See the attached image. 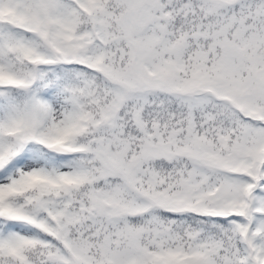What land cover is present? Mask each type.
<instances>
[{"label":"snow or ice","instance_id":"1","mask_svg":"<svg viewBox=\"0 0 264 264\" xmlns=\"http://www.w3.org/2000/svg\"><path fill=\"white\" fill-rule=\"evenodd\" d=\"M0 264H264V0H0Z\"/></svg>","mask_w":264,"mask_h":264}]
</instances>
